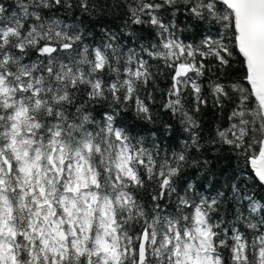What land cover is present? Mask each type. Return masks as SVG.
Masks as SVG:
<instances>
[{
    "label": "snow or ice",
    "instance_id": "obj_1",
    "mask_svg": "<svg viewBox=\"0 0 264 264\" xmlns=\"http://www.w3.org/2000/svg\"><path fill=\"white\" fill-rule=\"evenodd\" d=\"M121 4L97 40L98 0H0V264H264V198L184 179L209 171L187 150L211 112L208 142L264 186V0ZM157 104L191 145L136 130Z\"/></svg>",
    "mask_w": 264,
    "mask_h": 264
},
{
    "label": "trees",
    "instance_id": "obj_2",
    "mask_svg": "<svg viewBox=\"0 0 264 264\" xmlns=\"http://www.w3.org/2000/svg\"><path fill=\"white\" fill-rule=\"evenodd\" d=\"M5 6L13 5L14 0H2ZM100 3L101 8H103L102 13H98L96 17H88L85 19V25L89 26V22L92 25H95L94 32L96 34V39H100L101 35V25L107 27L112 31H116L125 23L126 16L124 12L123 5L121 4L119 7H106L105 5H112L113 0H98ZM116 3H119V0H116ZM57 15H60L66 18V21L71 23L72 16L78 15V13H73L69 15L65 12H59ZM177 22L180 25V29H178V33L181 32L185 23H189L186 21L184 16L181 14L177 17ZM190 32H186L181 34V39H184L186 35H190ZM144 43H148L149 40L152 38L149 35V30H144ZM125 39H127L125 37ZM199 37H197V40ZM155 63V62H153ZM235 68H239V65H235ZM155 71V69H153ZM235 78V77H234ZM205 82L208 79V76L205 78ZM160 84L163 86L165 84V79L163 77L159 78ZM154 112H159L160 114L155 117V123H148L143 124V122L137 123L136 130L141 132V135H148L149 137L163 132L162 124L167 122L172 125L173 128V136H172V143L169 146V141L167 139L163 142V147L167 148L169 151H179L182 150L184 144L187 143L191 145L190 135L182 130V126L179 122L178 118L172 117L170 114L164 113L162 109L159 108L157 104L153 108ZM202 129L200 130V149L197 150L194 147H189L187 150L188 156L190 161L191 160H198L201 165L205 160L208 161L207 168L208 172L204 175H201L203 168H196V167H188L185 169L184 179H195L202 187L203 190L207 192H211L215 194V192L219 189L224 190L230 194V187L229 185L234 181H247L248 187L254 192L257 198H264V186H260L258 182L253 184V179L250 176H243L239 175L241 169L238 167L236 158L228 152L226 149L221 150L219 145L213 146L210 144L209 137L210 134L213 132V129L216 125L217 119L209 112L202 118ZM226 121H221V123H225ZM128 124L132 125L134 120L129 119L127 121ZM143 129V130H142ZM183 182V181H181ZM243 187V183H241ZM227 205V201L225 202Z\"/></svg>",
    "mask_w": 264,
    "mask_h": 264
}]
</instances>
